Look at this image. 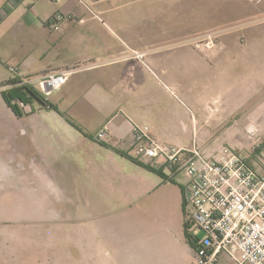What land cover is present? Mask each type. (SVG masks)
I'll return each instance as SVG.
<instances>
[{
	"label": "crops",
	"instance_id": "obj_1",
	"mask_svg": "<svg viewBox=\"0 0 264 264\" xmlns=\"http://www.w3.org/2000/svg\"><path fill=\"white\" fill-rule=\"evenodd\" d=\"M10 1L0 0V92L13 78L80 68L47 97L57 109L34 102L17 116L0 93V113L12 124L7 137L17 139L23 156L9 152L0 159V178L9 192L17 187L20 197L28 182L44 185L42 195L56 207L50 216L81 227L82 249L112 245L114 264H195L187 239L184 176L161 162L131 156L132 123L148 124L165 144L196 145L205 152L213 146L203 147L202 139L223 138L264 173V129L261 146L248 151L244 123L249 120L226 125L235 115L247 118V107H257L256 120L264 124L262 41L250 39L256 48L243 49L235 39L241 49L235 44L219 51L222 38L215 48L180 50L177 62L168 64L169 51L148 54L120 36L125 19L114 12L119 0H18L15 6ZM59 11L73 17L56 31L47 21ZM137 51L146 53L143 59ZM144 63L163 72L166 88L158 81L160 91H175V106L169 108L148 86ZM11 66L18 67L17 77ZM208 108H213L209 122ZM104 127L108 136L98 140ZM73 236L74 231L72 242Z\"/></svg>",
	"mask_w": 264,
	"mask_h": 264
},
{
	"label": "rangeland",
	"instance_id": "obj_2",
	"mask_svg": "<svg viewBox=\"0 0 264 264\" xmlns=\"http://www.w3.org/2000/svg\"><path fill=\"white\" fill-rule=\"evenodd\" d=\"M114 12L119 19H125L120 36L132 47L148 51V54L169 51L168 64L177 62L174 56L180 50L215 48L221 45L222 38H225V46L219 51L239 45L235 39L243 49H249L250 45L256 48V43L250 44V39L264 44V0H119ZM144 65L148 67V86L160 92L163 103L169 108L175 106L178 103L175 91L168 87L171 93L160 91L159 82L165 84L163 72L157 71L154 65ZM155 71L159 77L155 76ZM247 108L249 113L244 121L240 115H235L226 125H241L247 119L249 122L244 123L245 126L261 137L264 124L256 120L257 107ZM210 114L211 108H208L207 122ZM11 125L8 116L0 113V159L13 152L17 159L23 160L18 151L20 143L7 137ZM246 131L245 140L250 143L248 151H257L254 138L250 137L248 129ZM221 142L224 143L223 138L206 137L201 144L208 148ZM32 184L35 185L26 183L27 190L19 197V189L14 187L9 192L7 180L0 178V264H98L99 259L101 264H114L112 245L101 243L99 248L82 249L81 227L71 225L72 219L51 217L56 210L55 204L42 195L44 185L38 181ZM33 189L37 190V197ZM73 231L77 236H73L72 242ZM194 232L199 237L204 236L200 229L194 228ZM91 242L95 244L96 239Z\"/></svg>",
	"mask_w": 264,
	"mask_h": 264
},
{
	"label": "built area",
	"instance_id": "obj_3",
	"mask_svg": "<svg viewBox=\"0 0 264 264\" xmlns=\"http://www.w3.org/2000/svg\"><path fill=\"white\" fill-rule=\"evenodd\" d=\"M16 1L10 4L15 6ZM72 17L59 11L47 24L57 31ZM136 54L143 59V53ZM78 68L55 69L23 82L47 99ZM10 70L15 77L19 75L18 67L11 66ZM131 131V156L143 163L161 162L184 176L186 224L197 242L195 264H264V173L252 169L227 143L205 152L196 145L186 148L160 142L148 124L133 122ZM248 132L254 138V148L260 147V136L253 129ZM107 136L106 127L96 133L98 140ZM194 228L202 230L204 236L196 235Z\"/></svg>",
	"mask_w": 264,
	"mask_h": 264
},
{
	"label": "trees",
	"instance_id": "obj_4",
	"mask_svg": "<svg viewBox=\"0 0 264 264\" xmlns=\"http://www.w3.org/2000/svg\"><path fill=\"white\" fill-rule=\"evenodd\" d=\"M6 85H10L7 89L2 90L4 100L7 105L17 116H22L25 114V106L34 102H38L47 108L57 109V106L46 99L40 91L28 83H24L20 78H13L5 82ZM70 121L68 116H66ZM73 122V121H72ZM74 123V122H73ZM133 157V156H132ZM135 160H138L134 157ZM139 161V160H138ZM141 162V161H140ZM143 163V162H142ZM152 168L151 166H149ZM153 169V168H152ZM161 173V170H159ZM187 239L191 246L195 249L197 247V242L193 239V235L190 231V225L186 224Z\"/></svg>",
	"mask_w": 264,
	"mask_h": 264
},
{
	"label": "bare ground",
	"instance_id": "obj_5",
	"mask_svg": "<svg viewBox=\"0 0 264 264\" xmlns=\"http://www.w3.org/2000/svg\"><path fill=\"white\" fill-rule=\"evenodd\" d=\"M211 110H213V108H211Z\"/></svg>",
	"mask_w": 264,
	"mask_h": 264
}]
</instances>
